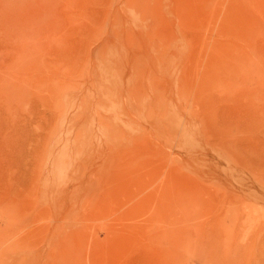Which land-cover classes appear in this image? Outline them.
Listing matches in <instances>:
<instances>
[{
  "label": "rangeland",
  "instance_id": "374dc122",
  "mask_svg": "<svg viewBox=\"0 0 264 264\" xmlns=\"http://www.w3.org/2000/svg\"><path fill=\"white\" fill-rule=\"evenodd\" d=\"M0 264H264V0H0Z\"/></svg>",
  "mask_w": 264,
  "mask_h": 264
},
{
  "label": "bare ground",
  "instance_id": "6f19581e",
  "mask_svg": "<svg viewBox=\"0 0 264 264\" xmlns=\"http://www.w3.org/2000/svg\"><path fill=\"white\" fill-rule=\"evenodd\" d=\"M180 127V126H179Z\"/></svg>",
  "mask_w": 264,
  "mask_h": 264
}]
</instances>
